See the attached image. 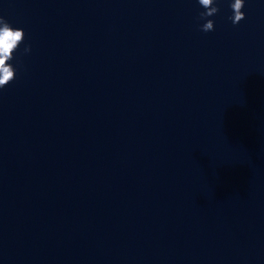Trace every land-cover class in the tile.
I'll list each match as a JSON object with an SVG mask.
<instances>
[{
	"label": "water",
	"instance_id": "obj_1",
	"mask_svg": "<svg viewBox=\"0 0 264 264\" xmlns=\"http://www.w3.org/2000/svg\"><path fill=\"white\" fill-rule=\"evenodd\" d=\"M233 2L206 33L198 0H0V264H264V0Z\"/></svg>",
	"mask_w": 264,
	"mask_h": 264
},
{
	"label": "clouds",
	"instance_id": "obj_2",
	"mask_svg": "<svg viewBox=\"0 0 264 264\" xmlns=\"http://www.w3.org/2000/svg\"><path fill=\"white\" fill-rule=\"evenodd\" d=\"M198 2L205 9L199 13V19L206 20V23L201 26V30L206 33L214 31L215 21L208 18L220 11L217 0H198ZM230 7L233 10V15L229 19L234 25L246 18L245 12L242 11L245 7V0H234ZM25 37L26 33L22 28L12 27L3 16H0V89L6 87L16 78L17 70L10 61L14 59V53L24 42ZM24 52H31V45L26 46Z\"/></svg>",
	"mask_w": 264,
	"mask_h": 264
}]
</instances>
